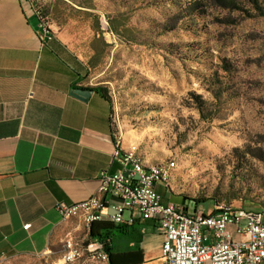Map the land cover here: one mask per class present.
I'll return each instance as SVG.
<instances>
[{"label":"rangeland","instance_id":"374dc122","mask_svg":"<svg viewBox=\"0 0 264 264\" xmlns=\"http://www.w3.org/2000/svg\"><path fill=\"white\" fill-rule=\"evenodd\" d=\"M30 5L81 58L87 81L109 92L123 146L166 166L170 198L264 212V15L250 1ZM61 249L0 264H53Z\"/></svg>","mask_w":264,"mask_h":264},{"label":"crops","instance_id":"0c3cea01","mask_svg":"<svg viewBox=\"0 0 264 264\" xmlns=\"http://www.w3.org/2000/svg\"><path fill=\"white\" fill-rule=\"evenodd\" d=\"M77 87L91 91L86 99L71 93ZM97 87L102 86L87 81L84 63L66 41L54 33L40 38L28 0H0V259L52 254L67 234L94 233L107 239L108 264H165L153 220L134 214L130 222L113 224L106 209L88 228L54 207L88 198L98 172L118 167L112 158V102ZM156 188L164 202L188 205Z\"/></svg>","mask_w":264,"mask_h":264},{"label":"built area","instance_id":"2783aa9c","mask_svg":"<svg viewBox=\"0 0 264 264\" xmlns=\"http://www.w3.org/2000/svg\"><path fill=\"white\" fill-rule=\"evenodd\" d=\"M32 10L40 38L50 39L53 32L40 12ZM112 136V158L118 167L112 172L107 169L98 172L96 191L88 198L71 204L56 202L54 207L62 217L74 212V217L87 221L88 228L98 222L97 213L106 209H110L108 215L112 216L113 224L130 222L134 214L153 220L162 236L161 257L165 264H260L264 261L262 210L225 202L209 210L202 204L164 202L156 187L161 186L165 192L170 189L164 186L165 165L147 164L143 157L123 154L118 150L119 138L113 132ZM108 257L103 241L67 234L61 254L53 264H108Z\"/></svg>","mask_w":264,"mask_h":264},{"label":"trees","instance_id":"16d2710c","mask_svg":"<svg viewBox=\"0 0 264 264\" xmlns=\"http://www.w3.org/2000/svg\"><path fill=\"white\" fill-rule=\"evenodd\" d=\"M248 1H250L251 5H252V8L256 11V13L258 15H264V8L259 4L258 0H248ZM222 2H224V0H222ZM96 89L104 98L110 100V97H109V95H108L106 90H104L102 87H97ZM184 201L188 202V203L191 202L193 206H196V205L202 204L203 202H206L208 200L205 199V198L197 199V198L185 197ZM215 205H217V204H215ZM123 227L124 226H122V225H118V228H123ZM90 238H97L100 241H103L104 244H105L106 251L109 253V248L107 246L108 244H107L106 237H102V236H99V235L95 236V234L93 233V234L90 235Z\"/></svg>","mask_w":264,"mask_h":264},{"label":"bare ground","instance_id":"6f19581e","mask_svg":"<svg viewBox=\"0 0 264 264\" xmlns=\"http://www.w3.org/2000/svg\"><path fill=\"white\" fill-rule=\"evenodd\" d=\"M118 150L120 151V152H123V154H134V155H136L137 157H142L139 153H137V152H135V151H133V150H125V149H123L122 147H121V145H120V142H118ZM157 165H163V164H161V163H157ZM168 177H169V173H168V169L166 168V166L164 167V184H167V181H168ZM74 215V212H67V217L66 218H68V217H71V216H73ZM101 213H97V220H100L101 219ZM108 217H109V220H111L112 221V216H109L108 215ZM86 224H87V221L86 220H83Z\"/></svg>","mask_w":264,"mask_h":264},{"label":"water","instance_id":"95a60500","mask_svg":"<svg viewBox=\"0 0 264 264\" xmlns=\"http://www.w3.org/2000/svg\"><path fill=\"white\" fill-rule=\"evenodd\" d=\"M90 90L89 89H85V88H81V87H77V88H73L71 90V93L77 97L86 99L88 97V95L90 94Z\"/></svg>","mask_w":264,"mask_h":264}]
</instances>
